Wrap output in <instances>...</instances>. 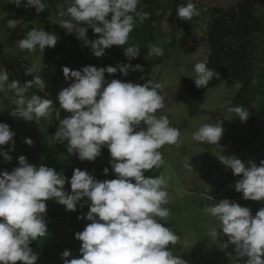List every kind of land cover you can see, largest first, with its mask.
Masks as SVG:
<instances>
[{
  "label": "clouds",
  "instance_id": "1",
  "mask_svg": "<svg viewBox=\"0 0 264 264\" xmlns=\"http://www.w3.org/2000/svg\"><path fill=\"white\" fill-rule=\"evenodd\" d=\"M21 7L22 0H9ZM61 6L58 21L66 34L75 36L89 46L91 54L101 57L113 45L124 46V55L130 60L140 54V46L129 43L130 33L148 18L140 6L141 0H66ZM25 9L35 8L39 13L46 8L44 0H25ZM176 14L191 21L200 11L194 0L179 4ZM17 20H7L8 29L17 28ZM91 28L95 39L88 38ZM58 36L43 28H33L15 44L21 52L34 53L45 47H54ZM147 56H162L164 49L157 44L147 46ZM130 71L143 72L140 64L125 63L117 67L84 66L79 70L63 67L66 81L71 83L59 91V107L52 99L39 94L28 95L29 89L44 92L46 83L40 75L42 69L33 63L25 70L32 79L24 83L9 80V73L0 67V93L12 92L15 96L11 115L27 122L55 115L59 120L54 135L55 143H68V154L77 155L81 161H94L104 147L110 152V165L114 179H96L87 170L74 169L70 178L71 192L65 190L66 177L46 165H34L24 155L18 157V166L10 172L0 171V264H37L39 254L30 247L47 233L45 220L47 201L54 200L67 211H76L77 205L87 204L85 215L78 219L90 221L83 231L75 233L81 241L80 256L67 259L71 252L61 253L63 264H187L174 255L170 246L181 239L166 226L170 217L167 181L163 176H146L145 172L159 169L164 164L160 149L165 145H179L180 130L167 116L156 113L165 107L166 97L162 84L152 79L139 84L120 79H106L105 73ZM194 83L197 88L206 87L220 74L205 62L194 65ZM61 111L69 113L61 118ZM233 111L241 122L249 113L242 107ZM224 134L221 123L205 122L193 133V140L220 148ZM15 133L5 122H0V156L11 161ZM24 142L32 145L30 138ZM233 175L235 191L245 200L264 201V160L259 165L249 160L247 165L235 155H218ZM190 160L184 167L193 169ZM103 172L107 174L109 168ZM86 198V199H84ZM212 198V197H211ZM213 199V198H212ZM206 216L218 222L207 235L214 240L222 231L234 245L237 264H264V207L255 214L247 206H241L227 198L216 201L203 209ZM246 258V259H243Z\"/></svg>",
  "mask_w": 264,
  "mask_h": 264
},
{
  "label": "rangeland",
  "instance_id": "2",
  "mask_svg": "<svg viewBox=\"0 0 264 264\" xmlns=\"http://www.w3.org/2000/svg\"><path fill=\"white\" fill-rule=\"evenodd\" d=\"M46 8L44 11V23L49 25L51 32H57L63 36L60 42L69 45L75 42L73 34H66V30L61 28L59 24L52 21L60 19L58 13L61 6L66 9L68 6L66 0H44ZM22 0L21 7L11 5L9 0H0V67H4L9 74H25L27 67L35 63L40 66L42 71L40 75L45 80V94H50L54 107H59L57 99L58 93L64 87V83L58 82L56 85L51 83V73H54L57 66V58L50 55L46 51L28 53L21 52L15 42L22 39V32L26 31V24L20 23L23 15L29 14L32 8L25 9ZM170 0H160L157 3L147 7L141 0L140 6L143 11L148 14L146 20H152L153 35L157 38V43L166 52V57L158 56L154 59L145 58V52L148 51L145 44L144 53L141 52L130 63L140 64L143 66V72L130 71L127 76L117 71L115 74L105 73L107 80L120 79L125 82H134L143 84L148 79L162 84L160 91L165 95V107L159 110L156 115L167 116L172 125L177 127L181 132L179 145H165L160 149L164 157V164L159 169L145 172L146 176H163L168 184L167 191L169 194V203L167 207L170 209V217L166 223L178 235L181 236L180 241L170 250L174 255H179L187 264H237L234 252V245L225 243L228 240L227 235L222 231L214 240L207 235L211 227L218 228V222L206 216L203 209L206 206L214 204L216 201L227 198L232 202L241 203L246 201L242 194L235 191L234 184L240 177L233 175L230 168H226L220 161L218 155H235L239 157L245 164L249 160L259 165L264 160V132L259 124L254 122L248 116L245 122H241L233 109V97L239 86L227 76L218 86L208 88L199 94L198 97L184 94L178 90L182 85L181 80L194 77V65L197 62H206L209 48L206 43V25L210 19L208 9L198 8L200 15L196 16L195 24L197 25L186 37L184 27L170 25L166 22V17L170 12ZM256 14L263 17L264 20V0H258L256 3ZM158 18V19H155ZM16 19L17 28L8 29L7 20ZM146 22V21H145ZM144 22V23H145ZM140 24V25H144ZM142 30H138V39L140 40ZM132 33H136L135 27L129 36V43L134 45ZM174 36L175 46L169 47V41ZM156 43V44H157ZM147 45V46H146ZM250 54L255 63V71L253 75L260 72V68H264V35L258 37L250 44ZM124 46L113 45L105 50V54L96 57L91 54L89 46L84 45L83 57L80 62L87 61L91 58L96 67H117L124 64ZM155 57V56H153ZM160 61V62H159ZM255 78L253 77V83ZM260 98L264 99V89ZM15 96L12 92L0 93V113L5 114L8 109L7 101L10 103L11 111L15 107L13 101ZM251 106H254L251 105ZM242 107L245 111L247 108ZM252 111H254L252 109ZM64 112V111H63ZM61 111V118L66 117L69 113ZM59 120L53 114L49 119H41L36 121L16 124L10 127L11 130L22 135L20 144L25 143V138H29L32 133L37 134L36 143L40 144L44 140L53 150L59 144H55L53 130L55 123ZM205 122L221 123L224 134L219 142L220 148L215 145L199 143L193 140V133ZM244 141L249 147L242 145ZM24 155L29 163L34 165H44L45 157L41 156L35 159L27 150H20L12 155L11 161H5L0 156V171L8 170L9 172L18 166V157ZM111 157L108 148L101 152L94 161H88L87 164L95 172H100L105 164H109ZM190 160L193 169L189 170L184 167V161ZM58 157H54L53 166L58 162ZM49 164V162H47ZM74 162L67 161L66 166L70 167ZM213 199H212V198ZM249 208L255 214L260 207H264V201L248 200ZM67 224H71L69 227ZM88 223L79 221L72 223L66 219L62 223V227L67 231L77 229V226H85ZM81 254L77 248H72V258H77ZM246 259V258H243ZM242 264V261H241Z\"/></svg>",
  "mask_w": 264,
  "mask_h": 264
},
{
  "label": "trees",
  "instance_id": "3",
  "mask_svg": "<svg viewBox=\"0 0 264 264\" xmlns=\"http://www.w3.org/2000/svg\"><path fill=\"white\" fill-rule=\"evenodd\" d=\"M160 0H143V4L147 7L157 3ZM258 0H243V2L237 5L238 19L236 20V13L231 8L227 13H223L222 10L208 9L210 13V19L206 25V43L209 48V54L206 60L208 67L213 68L216 72L220 74V78H213L206 87L197 88L194 83V77L181 80L182 85L178 87V90L182 91L184 94L198 97L200 93L211 87L218 86L227 76H230L232 81L235 82L239 88L233 97V104L237 106H244L247 108L249 117L253 119L254 122L258 123L260 128L264 132V99L260 98L262 90L264 89V68H260V72L253 75L255 71V63L250 57V47L249 40L254 35L263 34L264 35V20L262 16L256 14V3ZM45 3V1H44ZM187 2L183 3L186 4ZM170 12L166 17V22L170 25H175L176 29L179 26L184 27L186 37L191 34V31L196 28V16L192 18L191 21L183 20L176 14V9L179 4H182L176 0H170ZM11 5H13L11 3ZM197 8H205L203 6L197 5ZM46 12L43 10L39 13L36 12L33 7L29 14L23 15L21 17L20 23L26 24V31L22 32V37H24L33 28L50 31L49 25L44 23V17ZM158 19V18H155ZM213 19V20H212ZM212 20V23H211ZM152 20H146L144 25L138 24L135 27L136 33H132L133 39L135 41L134 45H139L140 53L143 52L145 44H156L157 38L153 35V28L151 26ZM142 30L140 40L138 39V30ZM51 32V31H50ZM58 36L57 43L54 47H45L43 51H46L50 55L57 58V66L54 73H51V83L56 85L58 82L64 83L68 86L71 81H66L63 74V67L67 66L72 70H79L84 66L93 65L91 63V58L87 61H81L84 51V43L80 41L75 34V42L69 45H65L60 42V38L63 36ZM88 38L95 39L98 34H95L91 28L88 29ZM168 42L169 47L175 46L176 41L174 36L170 38ZM147 46V45H146ZM36 52H39L37 49ZM145 58L154 59L158 56H147L148 51L144 53ZM166 52L162 55L161 59L165 58ZM160 62V61H159ZM253 77L255 82L253 83ZM20 80L24 83L32 79L31 75L25 74H9V80ZM39 94L45 98H51L50 94H45V92H39L36 88L29 89L28 95ZM7 101L8 109L5 114L0 113V122L7 123L10 127L16 124L28 123L19 117H14L11 115L12 111L10 109V103ZM254 106H251L253 105ZM252 109L254 111H252ZM63 112V111H62ZM63 115L65 113L63 112ZM59 126V121L55 123V128L53 133L55 134ZM13 131V130H12ZM15 133L14 149L9 152L12 156L18 153L20 150L24 149L31 153V156L35 159H39L41 156L45 157L44 165L52 167L60 172L66 177L65 190L71 192L70 181L73 171L76 168L81 170H87L91 175H93L98 180L114 179L115 174L111 168L110 163L105 164L101 171H93L87 162L81 161L77 155L68 154V144H59L53 150L44 140H41L40 144L36 143L37 134L32 133L29 138L32 140V145L26 143L20 144V140L23 138L21 134L13 131ZM55 142V141H54ZM57 144V143H55ZM243 146L249 147L246 141L242 143ZM4 150H8L10 146H0ZM107 147H104L101 152H104ZM58 157L59 161L53 166L54 157ZM72 161L74 165L67 167L66 162ZM49 162V164L47 163ZM32 164V163H31ZM105 167L109 168V172L105 174L103 169ZM242 194V193H241ZM86 199V198H84ZM47 210L45 220L47 222V233L44 237L40 238L38 241H33L30 247L34 252L38 253L37 264H63L61 259V253L68 249L71 252V256L67 259H72V248L81 247V241L75 238V233L78 231H83V226H77L76 230L67 231L66 228L62 227V223L66 219H69L72 223H77L79 221H84L90 223L86 219H78L81 215H85L89 210L87 204L83 207L80 204L77 205L76 211H67L65 206L57 203L54 200H48ZM241 204V203H240ZM242 206L249 207L248 200H246ZM71 227V224H67ZM21 264V262H17Z\"/></svg>",
  "mask_w": 264,
  "mask_h": 264
},
{
  "label": "water",
  "instance_id": "4",
  "mask_svg": "<svg viewBox=\"0 0 264 264\" xmlns=\"http://www.w3.org/2000/svg\"><path fill=\"white\" fill-rule=\"evenodd\" d=\"M176 1L180 3L187 2V0H176ZM194 2L197 5H200V6L209 8V9L227 11L232 8L236 13V20H237L238 19L237 5L243 2V0H194ZM212 20H211V23H212Z\"/></svg>",
  "mask_w": 264,
  "mask_h": 264
},
{
  "label": "flooded vegetation",
  "instance_id": "5",
  "mask_svg": "<svg viewBox=\"0 0 264 264\" xmlns=\"http://www.w3.org/2000/svg\"><path fill=\"white\" fill-rule=\"evenodd\" d=\"M228 11H230V9L229 10H227V11H223V13H227ZM261 38V34H257V35H254L252 38H251V40H249V43L248 44H250L253 40H255L256 38ZM249 47H250V45H249Z\"/></svg>",
  "mask_w": 264,
  "mask_h": 264
},
{
  "label": "built area",
  "instance_id": "6",
  "mask_svg": "<svg viewBox=\"0 0 264 264\" xmlns=\"http://www.w3.org/2000/svg\"><path fill=\"white\" fill-rule=\"evenodd\" d=\"M125 63H130V61H129L128 58H125V62H124V64H125Z\"/></svg>",
  "mask_w": 264,
  "mask_h": 264
}]
</instances>
